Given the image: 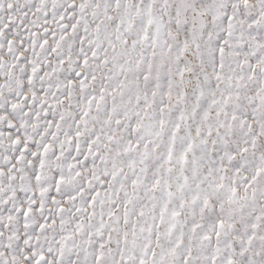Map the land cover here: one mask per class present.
I'll list each match as a JSON object with an SVG mask.
<instances>
[{"label": "snow or ice", "instance_id": "obj_1", "mask_svg": "<svg viewBox=\"0 0 264 264\" xmlns=\"http://www.w3.org/2000/svg\"><path fill=\"white\" fill-rule=\"evenodd\" d=\"M0 264H264V0H0Z\"/></svg>", "mask_w": 264, "mask_h": 264}]
</instances>
